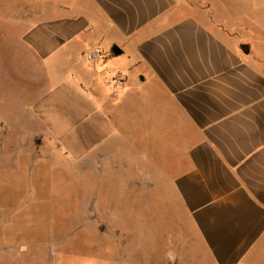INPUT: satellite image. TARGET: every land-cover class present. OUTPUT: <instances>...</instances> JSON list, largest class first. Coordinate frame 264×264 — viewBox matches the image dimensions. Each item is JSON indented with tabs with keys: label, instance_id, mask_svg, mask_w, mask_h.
Returning <instances> with one entry per match:
<instances>
[{
	"label": "crops",
	"instance_id": "crops-1",
	"mask_svg": "<svg viewBox=\"0 0 264 264\" xmlns=\"http://www.w3.org/2000/svg\"><path fill=\"white\" fill-rule=\"evenodd\" d=\"M85 1L59 0L24 31L32 133L73 157L102 156L118 178L145 165L142 181L168 184L213 264L264 257V0ZM97 46L104 58L89 60ZM150 97L173 119L167 164L115 151L122 109Z\"/></svg>",
	"mask_w": 264,
	"mask_h": 264
},
{
	"label": "rangeland",
	"instance_id": "rangeland-1",
	"mask_svg": "<svg viewBox=\"0 0 264 264\" xmlns=\"http://www.w3.org/2000/svg\"><path fill=\"white\" fill-rule=\"evenodd\" d=\"M56 7L59 0H0V264H213L168 184L153 192L142 181L145 165H129L118 178L102 156L73 157L32 133L22 112V91L32 89L23 34ZM126 104L116 153L167 164L171 135L162 127L173 119L157 117L151 97Z\"/></svg>",
	"mask_w": 264,
	"mask_h": 264
},
{
	"label": "built area",
	"instance_id": "built-area-1",
	"mask_svg": "<svg viewBox=\"0 0 264 264\" xmlns=\"http://www.w3.org/2000/svg\"><path fill=\"white\" fill-rule=\"evenodd\" d=\"M104 55V50L100 46L92 48L86 54L89 60H101L104 58ZM123 81L124 79L121 72L118 71L113 75V83L115 87L123 85Z\"/></svg>",
	"mask_w": 264,
	"mask_h": 264
},
{
	"label": "water",
	"instance_id": "water-1",
	"mask_svg": "<svg viewBox=\"0 0 264 264\" xmlns=\"http://www.w3.org/2000/svg\"><path fill=\"white\" fill-rule=\"evenodd\" d=\"M111 52L114 54V55H120L123 53V50L122 48L117 45V44H114L111 48Z\"/></svg>",
	"mask_w": 264,
	"mask_h": 264
}]
</instances>
